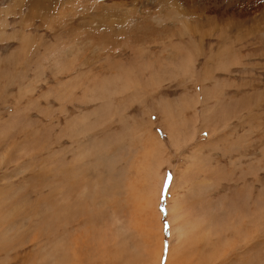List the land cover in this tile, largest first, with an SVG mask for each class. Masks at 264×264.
<instances>
[{
  "label": "rangeland",
  "instance_id": "374dc122",
  "mask_svg": "<svg viewBox=\"0 0 264 264\" xmlns=\"http://www.w3.org/2000/svg\"><path fill=\"white\" fill-rule=\"evenodd\" d=\"M0 264H264V0H0Z\"/></svg>",
  "mask_w": 264,
  "mask_h": 264
},
{
  "label": "snow or ice",
  "instance_id": "6c2138e0",
  "mask_svg": "<svg viewBox=\"0 0 264 264\" xmlns=\"http://www.w3.org/2000/svg\"><path fill=\"white\" fill-rule=\"evenodd\" d=\"M170 175H171V174L169 173V174H168V177H169V178H170ZM166 181H167V178H166Z\"/></svg>",
  "mask_w": 264,
  "mask_h": 264
},
{
  "label": "bare ground",
  "instance_id": "6f19581e",
  "mask_svg": "<svg viewBox=\"0 0 264 264\" xmlns=\"http://www.w3.org/2000/svg\"><path fill=\"white\" fill-rule=\"evenodd\" d=\"M111 40V39H110ZM114 40V39H113ZM173 209V208H172ZM170 211H171V209H170ZM173 211V210H172ZM173 214V213H172ZM177 214V213H176ZM160 252V251H159ZM158 253V252H157Z\"/></svg>",
  "mask_w": 264,
  "mask_h": 264
}]
</instances>
